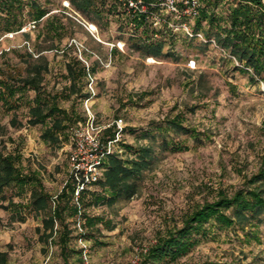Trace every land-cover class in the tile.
I'll use <instances>...</instances> for the list:
<instances>
[{"label":"rangeland","instance_id":"obj_1","mask_svg":"<svg viewBox=\"0 0 264 264\" xmlns=\"http://www.w3.org/2000/svg\"><path fill=\"white\" fill-rule=\"evenodd\" d=\"M40 1L47 3L51 12L66 6V0ZM66 7L67 13L75 14ZM77 18L82 20L79 15ZM77 22L68 23L69 32L63 42L73 43L70 55L95 65L96 73L84 88L92 96H74L61 102L63 107L74 105L83 119L87 118L89 107L96 124L103 129L102 134L122 117V138L115 143L116 148L122 149L119 152L124 151L126 144L147 143L139 136L141 131L150 123L165 127V120L175 115H183L186 127L202 133L203 142L197 144L189 135L166 128L168 139L185 143L188 149L173 152L159 151L157 147L156 159L145 171L134 197L120 199L113 205L88 206L90 214L112 221V229L99 224L100 230L94 232L98 242L95 237L84 239L79 237V231L74 232L71 247L86 250L89 264H141L160 233L180 226L184 215L195 206L213 200L220 189L231 190L241 185L246 175L257 170L264 150V82L254 83L249 74L234 70L230 55L216 44L206 46L200 42L204 40L190 41L181 31L164 45L163 51H169L168 54L147 63L146 57L132 50L130 43L124 48L119 45L125 40L118 36L116 25L91 32L81 21ZM27 30L34 42L37 29ZM24 45L27 44L21 33L3 36L0 53L10 48L15 51L1 57L0 65L4 61L21 64ZM46 54L51 68L46 76L47 86L61 89L68 58L55 50ZM25 114V110L20 112L23 124L15 127L11 124L12 114L0 105V122L7 127L2 139L7 149H20L25 164L41 169L46 189L56 194L70 175L69 139L61 147L45 143L41 126L27 125ZM1 203L0 199V250L8 251L9 264L63 263L54 240L47 242L40 237L37 218L14 220ZM70 261L85 264L83 252L81 258L74 254ZM221 261L264 264V223L257 236L250 238L240 230L218 231L169 264Z\"/></svg>","mask_w":264,"mask_h":264},{"label":"trees","instance_id":"obj_2","mask_svg":"<svg viewBox=\"0 0 264 264\" xmlns=\"http://www.w3.org/2000/svg\"><path fill=\"white\" fill-rule=\"evenodd\" d=\"M74 15L63 7L59 12H51L48 4L40 0H0V41L8 33H21L26 44L21 64L4 61L0 65V105L11 113V124L20 127V112L26 111V124L41 126L42 140L54 147H61L68 139L71 125L83 119L74 109L61 105L74 96L87 99L92 94L84 90L87 80L96 73L95 65H87L77 55H70L73 43L64 44L69 32L68 23L77 20L96 24L98 29L116 25L120 39L131 44L134 51L144 57H159L164 53V45L169 44L179 34L170 29H161L155 37L146 23L145 14L133 16L117 0H69ZM156 0H145L147 3ZM79 15L82 20L77 18ZM84 20V21H83ZM35 21L37 35L31 42V32L22 30ZM78 23V22H77ZM80 24V23H79ZM132 25V26H131ZM144 26V27H143ZM143 27V28H142ZM193 36L184 34L190 41L199 39L202 32L209 46L212 40L222 48L234 64L233 69L247 73L254 83L264 82V0H201L200 14L192 24ZM125 33H129L125 37ZM126 38V39H125ZM130 47V46H129ZM9 50L3 49L0 58ZM55 50L67 57L61 89H49L46 76L50 72L47 52ZM31 92H34L32 94ZM183 115H175L165 120V127L150 123L142 130L140 137L147 143L126 144L123 152L115 151L104 160L103 177L93 185V190H84L75 198V180L71 175L61 190L51 194L45 186L41 169L24 163L20 149H7L3 135L6 125L0 122V199L1 207L10 210L14 220L25 222L29 216L40 221V237L59 246L62 264H72L70 257L80 255L82 249L71 247L75 231L79 237L91 239L98 236L99 224L112 229V221L100 215L87 212L88 206L113 205L120 199L129 200L140 189L145 171L156 159L159 151L179 152L188 145L168 139L166 128L189 135L197 144L203 142L201 131L186 127ZM116 126H108L103 131L105 138H113ZM158 144V145H157ZM157 145V146H156ZM73 222V226H72ZM80 223V227L78 226ZM264 223V150L255 172L246 175L241 185L220 189L213 200L195 206L187 212L180 226L160 233L154 245L147 250L141 264H169L188 254L202 239L214 237L218 231L240 230L247 238L257 236V230ZM0 264H9L8 251L0 250ZM203 264H242L234 261L210 262Z\"/></svg>","mask_w":264,"mask_h":264},{"label":"built area","instance_id":"obj_3","mask_svg":"<svg viewBox=\"0 0 264 264\" xmlns=\"http://www.w3.org/2000/svg\"><path fill=\"white\" fill-rule=\"evenodd\" d=\"M117 2L133 16L145 14V25L156 31L155 37H159L160 30L164 28L193 36L192 24L201 10V0H156L151 3H147L145 0H117ZM65 4L70 7L69 0H66ZM84 24L91 32H94L90 29V22L85 21ZM27 28H36V22L29 23L22 30H27ZM196 35L201 40L207 41L202 32H198ZM212 43L216 44L214 40ZM119 45L124 48L126 42H119ZM155 61L153 56H148L145 60L147 63ZM85 62L88 65L86 60ZM90 80H93V77ZM90 87H92V83ZM86 114V120L78 121L68 129L69 169L70 175L75 180V198H78L82 191L91 189L103 177L106 156L115 151H122L119 147L116 148L115 143L122 138L123 118L115 120L114 137L105 138L102 134V127L96 124L95 115L89 107L86 108ZM78 226L81 229L80 223ZM83 259L85 264H89L86 250L83 251Z\"/></svg>","mask_w":264,"mask_h":264},{"label":"bare ground","instance_id":"obj_4","mask_svg":"<svg viewBox=\"0 0 264 264\" xmlns=\"http://www.w3.org/2000/svg\"><path fill=\"white\" fill-rule=\"evenodd\" d=\"M90 29L93 30V31H95V30L97 29L96 24L91 23V24H90Z\"/></svg>","mask_w":264,"mask_h":264}]
</instances>
